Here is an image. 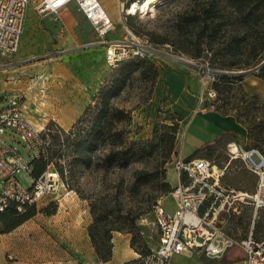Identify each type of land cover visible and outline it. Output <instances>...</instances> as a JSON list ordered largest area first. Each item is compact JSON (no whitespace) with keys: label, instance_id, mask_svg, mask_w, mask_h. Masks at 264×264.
Here are the masks:
<instances>
[{"label":"rangeland","instance_id":"rangeland-1","mask_svg":"<svg viewBox=\"0 0 264 264\" xmlns=\"http://www.w3.org/2000/svg\"><path fill=\"white\" fill-rule=\"evenodd\" d=\"M99 1L112 23L103 36L75 2L69 3L62 11L39 12L29 0L26 25L18 49L0 59V89H12L9 93L13 94L14 100L10 101L14 103L24 107L25 101L26 107L23 109L31 121L27 119L47 142L52 154L50 135L43 137L46 126L54 122L51 128L68 130L83 109L94 103L98 88L118 65L110 66L106 62L107 44L136 36L150 46L152 55L147 59L157 67L158 75L152 81L135 73L122 92L112 100L116 106L128 110L130 115V120L125 121L124 133L128 141H134L130 160L124 167L103 165L99 168L94 163L91 167H71V155L58 160L64 168L67 191L61 187L55 196L46 195L37 203L38 210L32 217L9 232H0V244L5 245L0 252L2 264H90V256L96 255L87 233V226L92 221L90 203L107 212L112 211L108 217L111 220L116 217L123 221L126 216L136 215L134 234L137 247L130 244L134 235L132 232L113 230L111 249L113 253V247L117 245L120 252H136L127 260L115 258L118 264H145L146 256L159 239L154 216L156 205L161 202L170 213L174 210L170 192L177 183V174L171 160L180 151L184 156L192 154L203 146L202 138H206L196 135L199 143L192 145L191 133L184 132L183 125L180 127V110L188 112L201 104L236 117L243 115L245 105L255 101L254 97L259 103L264 102V52L256 64L229 70L224 80L215 78L216 72L223 70L210 64L208 58H191L175 52L169 43H156L148 39L149 32H164L173 15L187 0H163L151 9L135 14L125 11L134 0ZM206 64L212 69L214 77L202 81V68ZM240 72L243 73L241 80L231 76ZM168 75L180 82L177 89L172 84L175 81L169 79ZM254 87L253 91L250 90ZM7 103L0 101V108ZM248 106L251 107V104ZM260 113H264V107ZM199 118L200 114L195 120ZM245 119V115L240 116V121ZM63 121L72 122L64 128L61 125ZM175 121L177 129L170 151L172 129L169 125ZM42 124L44 126L39 127ZM202 128L206 133L213 134L224 130L217 124ZM238 134L242 137V129L237 132L236 138L223 135L210 142L197 156L210 158L217 166L226 164L221 182L250 191L254 188L255 175L248 169L243 151L255 148L264 153V143L259 142L256 146L247 134L245 139ZM0 138L13 144L25 160L30 161L35 157L26 141L3 125H0ZM231 143L236 144L239 150L235 156L230 150ZM64 151L67 150L64 148ZM104 153V149L93 152V162L96 163L98 156L103 157ZM252 158L259 160L256 153L252 154ZM137 169L151 171L154 177L147 183L132 185L133 173ZM17 177L23 187H29L33 180L26 170L18 172ZM165 183L171 189L168 192L163 190ZM45 206L54 212L47 214L41 208ZM251 213V207L245 206L243 216L231 221L233 230H239L241 235L247 234ZM257 222L264 225V211H258L254 227Z\"/></svg>","mask_w":264,"mask_h":264},{"label":"built area","instance_id":"built-area-1","mask_svg":"<svg viewBox=\"0 0 264 264\" xmlns=\"http://www.w3.org/2000/svg\"><path fill=\"white\" fill-rule=\"evenodd\" d=\"M30 1L39 12H57L75 2L97 26L102 36L112 24L105 14L96 16L99 0ZM28 2L29 0H0V59L18 49ZM125 11L127 14H135L129 12V8ZM150 55V46L136 36L111 41L105 51L106 62L110 66ZM203 66L201 80L214 77L212 69L207 64ZM209 94L212 93L209 91ZM0 125L18 133L35 156L46 158L44 140L25 117L22 105L10 101L1 107ZM253 153L258 155V161L252 158ZM243 158L248 169L255 175L254 188L250 191L236 189L221 182L226 164L217 166L212 159L204 156L186 158L180 152L172 158L171 165L177 174V183L170 192L174 210L170 213L161 202L156 205L154 216L159 239L146 256L145 264H171L170 257L181 252L220 257L233 246L242 249L246 264H264V231L259 235L253 233L258 211H264V153L250 148L243 151ZM31 168L30 162L24 159L13 144L0 139V211L11 202L16 203L18 210H23L24 204H37L46 195L55 196L60 192L61 186H65L52 162H48L45 170L33 177L30 186L23 187L17 173L26 170L30 174ZM245 206L251 207L252 216L249 232L241 235L239 230H233L230 223L243 216L242 209Z\"/></svg>","mask_w":264,"mask_h":264},{"label":"trees","instance_id":"trees-1","mask_svg":"<svg viewBox=\"0 0 264 264\" xmlns=\"http://www.w3.org/2000/svg\"><path fill=\"white\" fill-rule=\"evenodd\" d=\"M148 39L156 43H169L175 52L184 53L191 58H208L210 64L223 70L216 72L215 78L225 80L229 70L242 68L241 66L250 67L261 59L264 52V0H187L173 15L168 28L162 33L149 32ZM135 73L152 81H155L158 75L157 67L147 58L122 61L105 77L94 96V103L83 109L68 130L62 127L51 128L54 122L46 126L43 137L50 135L52 154L44 140L46 158L35 156L29 161L32 178L40 175L47 163L52 162L65 182L64 168L58 160L70 155L71 167H91L93 163L97 168L103 165L124 167L128 164L134 141H128L124 133L125 121L130 120V115L128 110L116 106L112 100L122 92ZM231 76L241 80L243 73ZM243 96L245 98V93ZM256 99L257 97H254L255 101L249 103L251 107L249 104L245 105L243 115H240L246 116L245 121H240V116L235 118L244 123L248 139H253L254 145L258 146L259 142L264 143V113H260L264 102L259 103ZM169 126L172 129L169 147L171 151L177 121ZM222 134L225 135V132ZM234 136L236 138V134ZM206 146L195 149L189 157L196 156ZM64 148L66 152H63ZM103 149V157L98 156L97 162H93V152ZM153 177L151 171L137 169L133 173L132 185L147 183ZM65 183L67 184V181ZM163 190L168 192L171 189L166 184ZM47 206L41 208L47 214L53 213L54 210ZM37 210L38 205L35 203L24 204L23 210H18L16 203L11 202L7 208L0 211V232L11 231L32 217ZM89 211L92 221L87 226V233L97 258L106 261L112 254V231L125 230L134 234L136 215L126 216L123 221L116 217L111 220L108 217L112 211L100 209L95 203H90ZM130 244L134 248L137 247L135 234ZM142 252L146 253L143 249Z\"/></svg>","mask_w":264,"mask_h":264},{"label":"crops","instance_id":"crops-1","mask_svg":"<svg viewBox=\"0 0 264 264\" xmlns=\"http://www.w3.org/2000/svg\"><path fill=\"white\" fill-rule=\"evenodd\" d=\"M26 18H27V10H26V15H25L22 35L24 33V29H25V25H26ZM20 39H21V37H20ZM168 78L175 81V78H173V76H171V75H168ZM177 81L178 80H176L174 83L172 82V84H174L175 89L178 88L179 85H177V84L180 83ZM254 89H255V87L253 89H250V90L253 91ZM2 90L3 89L1 88L0 89V101L1 102L6 101V103H7L10 100H14V99H12L13 94L9 93L12 89H7V91H2ZM23 105H24L23 108H25L26 107L25 101L23 102ZM200 105L201 104L198 105L199 107L198 106H197V108L194 107L192 110H190L188 112L187 111L184 112L185 110H182V109L180 110L181 115H182V120H180V127L183 125L184 132L191 133L192 145L199 143V142H197V140L195 138L196 135H197V137H199L201 135L203 137H206V138H202V139H204L203 140L204 142H202L203 145H208L210 142L214 141V139L223 135L222 132H220L218 134H213V133H209V132L206 133V131L202 127H204V126L209 127L211 124L212 125L217 124L219 127L224 129L223 131L225 132L226 136L231 135L233 138L235 137L234 136L235 134H236V137H238L237 132L239 133V130L242 129V137H241V135H239V134L238 135L242 139L246 138V133H247L246 127L242 123L238 122L234 115L222 114L213 108L202 106V105L200 106ZM2 106H4V105H2ZM23 111H24V115L26 116L25 109H23ZM198 114H200L201 118H199L196 121L195 119H196V116ZM26 118H28V117L26 116ZM63 122L64 123H61V125L64 128H67L71 124L70 122H72V121H70L69 123L65 122V121H63ZM40 126L42 127V126H44V124L39 125V127ZM226 133H228V134H226ZM0 139H4V138H0ZM199 141L201 142L202 140H199ZM180 153L183 157H186V158L187 157L189 158V156L191 155V154H189V155L184 156L181 151H180ZM193 157H195V156H193ZM262 231H264V225H261L260 223L257 222V224L254 227V232H253L254 235H259ZM0 235H1V233H0ZM4 249H5V245L0 244V252H2V250H4ZM132 253H136V252H134L132 250H127V251L125 250V251L120 252V248L117 245H114L112 258H110L106 261H101L97 257H95L96 255L95 256L91 255L90 256L91 259L89 260V262H90V264H118L117 261L115 260V258L118 259L121 257V259L125 258V260H127L128 258H130L132 256ZM170 262H171V264H246V262L244 260V252L242 251V249L240 247H237V246L230 247L222 256L216 257V258L215 257L210 258V257H206V256L204 257L202 254H197V253H188V252L174 253L170 257ZM8 263L13 264V262H8ZM0 264H2V261Z\"/></svg>","mask_w":264,"mask_h":264},{"label":"bare ground","instance_id":"bare-ground-1","mask_svg":"<svg viewBox=\"0 0 264 264\" xmlns=\"http://www.w3.org/2000/svg\"><path fill=\"white\" fill-rule=\"evenodd\" d=\"M163 0H134L131 1L130 4L127 6V8H129V12L135 13V12H143V11H147L149 9H151L152 7H154L156 4H158L159 2H161ZM100 6L98 7L97 11H95L96 16H101L105 14V17L110 18L104 7L101 5V3L99 4ZM231 152L234 153V156L238 154L239 150L236 144L231 143ZM62 189L65 188V190L67 191V188L64 186H61Z\"/></svg>","mask_w":264,"mask_h":264}]
</instances>
